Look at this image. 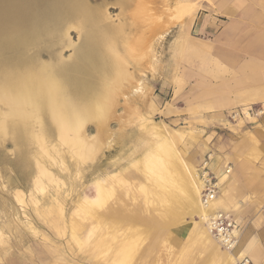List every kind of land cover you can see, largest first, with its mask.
<instances>
[{"label": "rangeland", "instance_id": "1", "mask_svg": "<svg viewBox=\"0 0 264 264\" xmlns=\"http://www.w3.org/2000/svg\"><path fill=\"white\" fill-rule=\"evenodd\" d=\"M67 1L0 0V71L30 58L39 64L58 62L65 75L82 79L86 87L110 82L93 70L89 55L84 57L86 38L69 20ZM85 1L88 17L94 19L88 27L91 43L95 27L151 32L130 26L131 11L139 0ZM178 3L195 8L182 16ZM165 4L160 5V14L174 11L175 18L164 24L163 18H157L146 56L124 66L131 85L124 83L119 88L114 81L106 118L87 120L80 132L62 136L45 117L40 142L31 137L27 146L13 135L14 120L4 118L6 127L0 131V264H240L237 256L228 262L200 240L197 219L184 216L178 227L165 226L158 199L138 190L150 185L142 166L156 143L169 140L186 174L194 171L199 176L209 156L224 153L221 142L228 134L239 135L245 127L251 130L264 117V102L242 105L221 112L220 119L208 120L193 107L197 81H213L221 74L220 44L228 43L225 49L230 50L233 44H246L253 56H264V14L259 10H264V0H166ZM14 36L22 41H13ZM116 50L115 55H123L121 45ZM226 101L217 99L215 107L225 106ZM250 108L262 114L229 117ZM6 112L0 103V113L5 116ZM35 125L31 121L20 127L32 134ZM227 175L223 176L228 184L232 179ZM227 194L234 212L226 208L223 212L231 214L241 228L236 248L243 251L257 245L259 259L252 260L249 254L244 258L250 264H264V212L260 221L253 207L238 213L237 201ZM130 214L135 215V222L123 216Z\"/></svg>", "mask_w": 264, "mask_h": 264}, {"label": "bare ground", "instance_id": "2", "mask_svg": "<svg viewBox=\"0 0 264 264\" xmlns=\"http://www.w3.org/2000/svg\"><path fill=\"white\" fill-rule=\"evenodd\" d=\"M165 1L139 0L131 11L132 22L130 26L133 25L135 28L142 26L152 32L157 26V18H159V21L160 18H163L162 24L168 22L171 18H175L176 12L174 11L166 15L160 14V5L165 6L167 4H165ZM85 2V0H68L65 8L69 12V20H73L77 24L86 38V47H84L87 52L84 57L86 58L89 55L87 59L88 61L89 58L91 59L90 63L93 70L102 73L110 82L106 86L94 83L92 87H86L81 83L82 79L65 75L64 67L58 65V62L39 64L30 61L29 58L26 61L23 59H21L23 61H20L19 59L20 63L18 64L21 65L9 64L8 68L0 71V103L7 109L5 116L0 113V131L5 130V117L13 119L11 128L17 142L20 141L27 146V143L32 140L31 137H33L36 143H39L45 117L50 119L57 132L62 136L68 132L72 134L76 131L80 132V128L87 120L99 122L101 119L106 118L111 111L110 102L112 100L110 99L114 92L112 88L114 81L118 82L119 88L124 83L131 85L130 74L126 72L124 66L131 61L145 57V53L150 50L149 35H151V32L145 35L139 30H137L139 33L135 29V31H129V29L126 31L116 26H108L105 29L98 28L99 30H96L95 27L92 30L95 32L93 34L94 40H92V43L89 42L88 27L94 25V19L88 17L90 11ZM178 8L181 15L184 16L189 15L195 7L190 3H178ZM55 31L57 30L55 29ZM20 32L23 33V31ZM15 36L12 37L13 41L17 42L19 38L22 41L21 37L15 38ZM37 36L36 38H38ZM18 43L20 45V42ZM119 45L122 47L123 55L114 54L117 53L116 49ZM13 46H15L14 43ZM109 52L112 54L110 55ZM32 59L35 58L32 57ZM31 121L36 122L32 134L29 130L20 127L22 123ZM76 136L74 138H77ZM168 141L163 139L156 143L145 155L142 168L150 185H142L138 191L147 194V196L148 194L149 196L153 195L156 200L158 199L160 204L157 205L156 203V205L162 209L161 214H159L165 226L178 227L183 222L184 216H188L190 220L197 219L195 224L199 226L200 240L211 245L216 253L221 252V256L228 258V262L232 261L234 256L242 261L247 254L252 257V260L255 259L256 251L249 250V246L245 247L243 251H239V247L235 248L234 253L223 249L209 230L208 221L210 216L216 211L223 212L225 208L231 211L226 197L228 190L225 175L220 177L218 183L220 194L218 193L219 195L207 205H203L201 202L202 180L194 171H191L192 175L190 173L186 174L188 171L185 172L184 166L182 167L176 156L175 148L173 149ZM78 149L80 148L78 147ZM214 167H217V165ZM215 172H218V169L215 168ZM95 199L98 201V198ZM123 216L129 221L135 222L134 214ZM114 219L116 220L117 217H114ZM74 227H76V223H74ZM133 236H135V233ZM104 248L106 247L104 246ZM247 263H250L249 260L245 262V264Z\"/></svg>", "mask_w": 264, "mask_h": 264}, {"label": "crops", "instance_id": "3", "mask_svg": "<svg viewBox=\"0 0 264 264\" xmlns=\"http://www.w3.org/2000/svg\"><path fill=\"white\" fill-rule=\"evenodd\" d=\"M259 10L264 14V10ZM220 45L221 74L212 78L213 81H197L194 86L196 96L193 103L195 105L192 106L200 109L199 113L207 120L215 117L218 119L221 112L240 108L242 105L254 102L261 105L264 102V56H253L252 48L246 44H233V50L225 49L230 47L228 43ZM210 89L211 93L208 92ZM218 90L221 92L218 93ZM220 98L227 99L226 104H223L225 106L215 107L216 100ZM257 121L250 127L251 130L245 127L239 135L228 134L221 142L225 150L223 155L209 156L206 165L218 182L225 175V169L230 168V175L227 176L232 180L226 183L227 192L237 201L238 213L247 212L253 207L255 218L260 221L264 212V117ZM215 168L218 172H215ZM228 195L226 194L229 205L231 198ZM247 198L252 202H248ZM229 212L233 213L234 210L231 208ZM256 246H253L254 250L249 246V250L256 251L255 261L259 259Z\"/></svg>", "mask_w": 264, "mask_h": 264}, {"label": "built area", "instance_id": "4", "mask_svg": "<svg viewBox=\"0 0 264 264\" xmlns=\"http://www.w3.org/2000/svg\"><path fill=\"white\" fill-rule=\"evenodd\" d=\"M260 114H262L261 111L253 112L252 108H250L246 113L243 110L235 111L229 117L233 120L241 115L250 117L251 115L257 116ZM229 172L230 168L228 167L225 169V175L229 174ZM199 176L202 180L201 202L203 205H207L219 193L218 181L214 174L207 168L206 163L202 166ZM208 227L213 237L223 249L233 251L239 245L240 223L231 214L216 211L210 216ZM246 261L244 258V260L240 261V264H245Z\"/></svg>", "mask_w": 264, "mask_h": 264}]
</instances>
